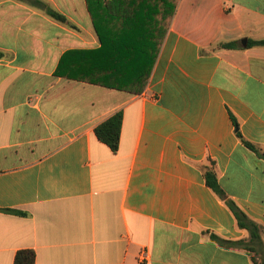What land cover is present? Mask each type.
<instances>
[{"label": "crops", "instance_id": "obj_1", "mask_svg": "<svg viewBox=\"0 0 264 264\" xmlns=\"http://www.w3.org/2000/svg\"><path fill=\"white\" fill-rule=\"evenodd\" d=\"M39 1L66 20L0 0V264L21 250L36 264H142L143 250L145 264H264V47L248 46L264 40V0H179L141 94L68 78L72 53L102 46L92 14ZM118 112L114 153L95 130ZM212 162L260 226L257 252L207 186Z\"/></svg>", "mask_w": 264, "mask_h": 264}, {"label": "trees", "instance_id": "obj_2", "mask_svg": "<svg viewBox=\"0 0 264 264\" xmlns=\"http://www.w3.org/2000/svg\"><path fill=\"white\" fill-rule=\"evenodd\" d=\"M23 1L44 9L48 15L57 20L63 22L66 20L39 0ZM86 1L102 46L94 51L72 53L79 57L72 62L70 69L75 76L68 75L67 77L111 89L141 94L150 79L179 0ZM148 28L150 29V41L142 39V37L147 38L145 33H147ZM148 45L151 49H155V55H151L150 58L147 55ZM248 46L264 47V40H251ZM218 47L234 49L236 43L221 44ZM142 48L146 49L141 50ZM69 56L71 53L62 60V69ZM1 57L2 54L0 53ZM231 118L238 129L236 118L233 115ZM122 124L123 113L118 112L95 130L97 138L109 146L114 153L119 151ZM237 135L248 149L259 154L257 148L246 141L239 131ZM204 178L207 186L225 202L235 216L238 227L250 234L249 243L242 241L237 244L242 245L249 252H257L253 244L261 240L260 226L252 221L221 188L213 162L211 166L204 169ZM211 238L219 243L233 244L214 234L211 235ZM253 260L255 263L261 264L255 256ZM14 264H36V253L33 250L19 251L15 256Z\"/></svg>", "mask_w": 264, "mask_h": 264}, {"label": "built area", "instance_id": "obj_3", "mask_svg": "<svg viewBox=\"0 0 264 264\" xmlns=\"http://www.w3.org/2000/svg\"><path fill=\"white\" fill-rule=\"evenodd\" d=\"M149 261V253L147 250H143L140 255V262L145 264Z\"/></svg>", "mask_w": 264, "mask_h": 264}]
</instances>
